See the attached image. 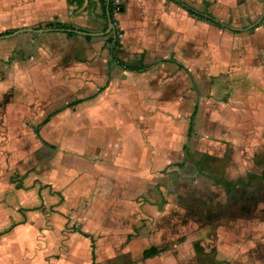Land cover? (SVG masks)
<instances>
[{"label":"crops","instance_id":"crops-1","mask_svg":"<svg viewBox=\"0 0 264 264\" xmlns=\"http://www.w3.org/2000/svg\"><path fill=\"white\" fill-rule=\"evenodd\" d=\"M17 1L26 18L41 24L27 27L52 29L47 24L58 22L88 34L65 29L30 33L39 37L37 50L2 65L0 264H94L95 257L109 264L116 253L106 234L111 237L113 228L123 225L122 216L133 210L127 205L129 196L140 194L146 182H153L151 174L170 163L164 147L179 144L169 136L180 115L189 114L178 123L184 150L199 137L200 143L223 150L233 161L245 133L253 134L248 139L253 145L264 141V0H182L198 17L174 0H119L117 6L112 0ZM108 17L114 28L109 33ZM197 121L205 130L215 127L217 142L195 132ZM33 134L59 153L75 156L74 235L59 234L65 220L41 218L45 202L35 204L33 214L31 196L37 187L31 181L37 176L31 174V155L22 149L31 145ZM16 166L22 172H15ZM250 175L264 182V165L260 174ZM222 183L221 203L232 191L229 183ZM154 189L147 186L143 194L152 198L145 212L167 220L175 208L164 212L154 200L159 197ZM219 195L212 190L214 200ZM238 198L225 206L228 212L221 208L230 219L217 225L220 239L213 244L217 259L230 264L250 260L244 252L256 242L257 227L264 232L261 210L251 198L241 203ZM144 208L137 214L141 222ZM239 220L245 231L230 230L240 227ZM33 222L55 230L32 235ZM180 228L185 229L174 218L170 233L158 231L153 238L143 237L139 251L119 253L139 255L142 264L187 260L196 252H190L187 240L173 241ZM149 245L162 250L144 259ZM258 255L251 254L253 264H258Z\"/></svg>","mask_w":264,"mask_h":264},{"label":"rangeland","instance_id":"rangeland-1","mask_svg":"<svg viewBox=\"0 0 264 264\" xmlns=\"http://www.w3.org/2000/svg\"><path fill=\"white\" fill-rule=\"evenodd\" d=\"M15 1L0 0V34L12 32L17 28L41 25L40 21H35L33 18H26L22 14L20 7L22 4L19 1L17 3ZM9 8L11 9V13H9ZM14 9L19 10H15L13 13ZM13 14L15 15L13 16ZM121 36L119 33V39ZM39 43V37L30 33H23L17 37L1 39L0 78L3 77L0 81L6 78V72L2 70L4 63H8L9 59L22 60L25 54L34 52V50L36 51ZM46 53L48 54V51ZM196 94L193 92V99ZM188 117L189 114L180 115L177 124H175L174 133L172 131V134L169 136L176 139L172 142L176 141L179 144L174 147H164L165 150L167 149L169 151L167 155L171 157L170 163L161 167L156 174L154 172L151 174V178L153 179L150 180L153 182H146L139 190L140 194L136 192L129 196L127 205L128 207H133V210L128 211L127 214L122 216L123 225L114 227V233L111 234V237H109V234H106L110 238L107 240L109 246L116 253V258L112 259L109 264H142L144 260L139 258V255L133 258L128 253L129 257H125L124 254L121 255L119 252L126 249L139 251V242L142 241L143 237H147L146 239L153 238L158 231L163 230L166 233H170L174 218L185 229L180 228L182 233L177 235L173 241L178 244L187 240L188 246H190V252L191 250L196 252L195 255L190 256L187 260L176 259V263L174 262V264H230V261L227 263L228 261L224 262L223 259H217V253L213 245L214 239H220L217 236V225L230 219L226 216V212H221V208L223 207L228 212V208L225 206L230 205V200L235 199L236 196L239 197V201L240 199L245 201L247 198H251L257 211L258 209L261 210L258 213H263L261 217L264 218V182L258 178H252L250 175V173L260 174L264 165V141L253 145L254 143L252 144V141H248V139L253 137V134L251 132L245 133L243 136L245 140L243 139L239 153L234 157L233 161L226 152H222L223 150L204 145L202 142L200 143L198 141L199 137L194 138L188 144L187 150H184L180 144H183L182 140H185V135L183 128L179 127L178 123L179 121H183L184 118L185 121L188 120ZM199 122L197 121L198 124L195 126V132H198L199 136H205L207 139H215L213 140L214 143L217 142L216 138H219V134L218 131L214 130L215 127L213 126L205 130L202 123ZM26 145L22 149L26 151L27 155H31V174L33 173V178L37 176L35 177L37 179L31 181V186L33 188L34 186L37 187V191H33L36 193L31 196V209L35 208V204H44L45 202V212L43 215L41 214V218H51L59 222L65 220L59 234L62 236L74 235L75 166L72 165L75 164V156L69 155L66 151L59 153V150L54 145L45 144L43 141L38 140V137H35L34 134L31 145ZM56 166L61 168L70 166L68 168L70 170L64 169L58 171ZM20 171L22 172L20 166H16L15 172ZM59 173L58 179H55V176ZM39 174L41 175L38 176ZM40 177L46 178L40 179ZM13 179L16 182L19 180L17 176H13ZM232 179L236 184L231 183ZM246 179L250 180L249 187L246 186ZM223 180L231 185L232 191L230 194H227V197L225 196L226 201L221 203L222 195H219V193L225 189L222 183ZM147 186L155 187L154 190H156L159 197H154V200L161 204V206H164V212H168L170 208H175V211L170 213L171 215L167 213L169 214V219L158 220L153 217L152 213L145 212L147 210L145 206L152 201L151 197L143 195ZM213 189L220 197L218 201L212 197ZM237 190L239 194L236 195ZM125 195L128 196V194ZM196 195L201 196L199 198L200 202L194 200ZM142 208H144V222L140 220L142 217H137V214L141 215ZM32 211L34 214L37 210L34 209ZM238 223L240 227L235 229L230 227V230L237 231L241 229V232L245 231L241 220ZM44 230H47V234H53L55 226L45 228L43 225L39 228L38 223L34 222L31 225L32 235L44 234ZM262 232L257 227L256 242L251 248H246L244 252L246 257L250 254V260L248 258L244 261L240 260V263L253 264L254 259L251 254L255 251L257 254H262V256L258 255V264H264V232ZM103 236L104 234L98 235V238H103ZM65 244L66 241H63L60 246ZM173 245L174 243L170 246V249H165L173 250ZM103 262L104 259L94 258V264H103Z\"/></svg>","mask_w":264,"mask_h":264},{"label":"trees","instance_id":"trees-1","mask_svg":"<svg viewBox=\"0 0 264 264\" xmlns=\"http://www.w3.org/2000/svg\"><path fill=\"white\" fill-rule=\"evenodd\" d=\"M174 1L177 4H179L181 7H183L184 9H186L190 14H193L196 17H198V14H194V12L190 8V6L187 5L186 3H184L182 0H174ZM110 5H111V1H110ZM217 25H219V24H217ZM47 26L48 27H54V28H61V29H67V28L70 27L69 25L61 24V23H58V22L48 23ZM110 41L113 43V46H115V44H116V37L110 38ZM123 67L125 69H127V70L131 69V70L135 71V68L134 67H130V66L129 67H126V65H124ZM136 70H138V69L136 68ZM47 119L45 120V122L47 121ZM161 250L162 249H157L156 247L151 246L150 248H148V249H146V250L143 251V258L146 259V258L152 257L154 255H157Z\"/></svg>","mask_w":264,"mask_h":264},{"label":"water","instance_id":"water-1","mask_svg":"<svg viewBox=\"0 0 264 264\" xmlns=\"http://www.w3.org/2000/svg\"><path fill=\"white\" fill-rule=\"evenodd\" d=\"M209 17V16H208ZM210 19H212L211 17H209ZM108 30H107V33L109 32H112L114 31V28H113V24L111 22V20L109 19L108 17ZM51 30H64V29H56V28H31V27H22V28H19V29H16V30H13L12 32H8V33H4V34H0V40L1 39H7V38H11V37H14L18 34H21V33H37V34H41V33H44V32H48V31H51ZM66 31L68 32H78L76 30H73V29H65ZM80 34H84V35H87L88 33H85V32H78ZM90 35H95V34H90Z\"/></svg>","mask_w":264,"mask_h":264},{"label":"flooded vegetation","instance_id":"flooded-vegetation-1","mask_svg":"<svg viewBox=\"0 0 264 264\" xmlns=\"http://www.w3.org/2000/svg\"><path fill=\"white\" fill-rule=\"evenodd\" d=\"M199 198H201V196H198V195H196V198L194 197V200L195 201H197V202H200V199ZM208 218H210V217H208ZM151 246H153V245H149V247L148 248H150ZM155 247V246H154ZM147 248V249H148ZM146 250V249H145Z\"/></svg>","mask_w":264,"mask_h":264},{"label":"built area","instance_id":"built-area-1","mask_svg":"<svg viewBox=\"0 0 264 264\" xmlns=\"http://www.w3.org/2000/svg\"><path fill=\"white\" fill-rule=\"evenodd\" d=\"M114 2V4L117 6L118 4H119V0H113Z\"/></svg>","mask_w":264,"mask_h":264}]
</instances>
